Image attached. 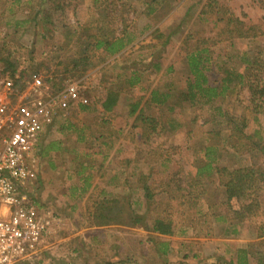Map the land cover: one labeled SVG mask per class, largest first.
Listing matches in <instances>:
<instances>
[{
  "label": "rangeland",
  "instance_id": "374dc122",
  "mask_svg": "<svg viewBox=\"0 0 264 264\" xmlns=\"http://www.w3.org/2000/svg\"><path fill=\"white\" fill-rule=\"evenodd\" d=\"M38 1L30 0L33 5L37 4ZM145 1H124V3L132 5L135 9L133 14L131 12L129 13V30L132 31L134 40L127 54L125 53L119 58H105L102 61L103 55L100 52H95L92 54V65L83 72L74 69L71 61L81 49V41H77V39L78 36L80 38L83 37L85 33L83 27L91 25L89 32H93L92 27L98 19L99 13H101L99 0L95 8L91 6L93 0H60L59 3L61 4L63 2L61 5H64V9L63 11L59 9L50 12L51 25L46 27L47 31H42L40 27H34L32 25L33 22L27 23L21 29H19L20 27L15 29L16 21L18 19H25L29 11L25 10L21 5H14L10 12L8 8L12 5V2L10 0H0V58H7L8 51L11 53V58L18 61L19 67L27 71L25 83H31L34 78L39 77L43 84L51 87L53 93L62 90L67 83L75 84L78 88L79 97L87 100L93 109H99L97 108L99 101L104 97L109 88L115 87V84H122L123 78L129 75L127 71L129 68H131V71H135L140 79L139 87L127 90L131 96H143L147 89L148 91L149 89L163 91L167 83L171 84L170 92L176 94L185 87L188 77L186 62L178 53L177 48L187 34H193L195 38H198L199 36L196 33L207 34L209 32V26L206 21L200 20L197 17V13L200 10V5L196 4L198 0H172L169 8L167 5L164 9L158 8L157 12L151 16H146L145 10H143ZM230 6L239 18L261 23L264 31V9L253 6L250 0H233L230 2ZM44 8L48 9L47 3H45ZM118 25L115 23V27L118 28ZM153 29L158 30L165 36L170 35V43L162 48L157 47L154 51L150 48L148 49V45L156 42L153 34H151L154 31ZM191 44H193V41H191ZM148 51L159 55L160 58L158 60H161L160 71L156 72L150 67L153 62L150 61L147 55ZM157 51H160V53ZM259 51H261V58L264 59V32L253 42L239 41L238 43H233L231 46L225 43L214 46L211 48L214 64L207 73L209 83L212 84L215 80L218 81L221 77H224V72L229 69L234 68L240 70V67L244 64L242 54H245L247 58H251L255 52ZM124 67L128 69L123 71L122 69ZM1 68L2 66H0ZM167 68H171V72H166ZM118 74H120V79ZM14 88L19 92L23 90ZM130 95L123 96L124 98L119 101L115 112L112 114L114 116V123L115 121L122 122L121 118L126 120V106L131 100ZM133 97L132 99H134ZM247 97V91L242 89L239 95H233L231 97V101L245 103ZM224 103L227 102L225 101ZM215 105L210 107L204 104L193 107L183 106L181 109L176 110L171 115V118L161 113L163 120L169 121L171 119L170 121H182L184 128L173 133L166 127V132L164 131L165 136L157 144L150 146L142 144V146L140 143L135 142L130 137V134L125 135L127 142L130 141L132 142L131 144H138L137 146L130 145V149L125 148L122 153L125 168L122 172L121 179L126 182H123L121 188L118 185L119 183L115 185L111 182L107 185L106 181L109 177L106 174V169H103L105 172L96 178L97 186L96 189L90 192L91 196L89 199L91 197H97L100 191L103 190L112 195L123 193L131 197L134 201L135 199L137 201L138 199L141 200V178L149 177L150 192L155 194L157 202L146 209V222L150 223L159 215H162L165 209V203L163 201H166L165 199L171 193H175L172 195H178L182 191H185V187L182 184L188 183V178L193 173L192 163L197 156L199 148L204 145L205 140L210 137L214 138L213 133L219 130H223L220 133L221 138L226 134V127L222 123V119H218L216 116L217 112L214 110ZM75 112V118L80 114L88 116L86 118L87 121L83 122L84 124L88 122L90 126L95 125L94 118L96 119V116H98L95 114V111L82 112L81 110H77ZM146 113L149 115L157 114L155 108H148ZM119 125L124 127V129L127 128L125 124L123 125V122ZM251 127L253 129L256 126L252 124ZM259 128L261 131H264L263 117L260 119ZM92 132H95V130H92ZM86 136L88 137L89 134L87 133ZM74 138V135H70L67 141L68 145L74 143V145L81 148L88 143L86 141L85 143L76 144ZM89 139L91 144L94 143L92 141L93 137H89ZM95 146H97V141L95 142ZM220 153V159H222L220 164L230 168L242 166L249 162L246 156L232 155L228 148L225 147L220 149ZM120 157V155H116V158H113L115 161L112 164L115 165L119 162ZM97 159L100 160V158H96V162ZM114 170L112 167L111 171L114 172ZM179 182H181V185L178 187L177 183ZM206 182L203 185L207 195L198 204L197 210L203 213L206 207L212 205L211 208L214 214L223 213L222 207L218 206L224 200L221 189H217L212 181ZM67 188L68 186L63 187V189ZM262 194L260 218L256 219L257 222L255 223L249 222L242 225L234 236L230 234L228 240L232 241H225L227 240L225 237L228 236L225 231L226 226L221 222H216L214 215H212L213 217H206V220L201 217H197L198 219L195 220L190 215H187L184 219L181 217H185L183 213H187L186 205L183 204L180 207H176L178 201L175 199L173 201L169 200L168 204L171 205L170 210L173 212L176 209V212L172 213L174 218H181L177 223V227L180 229L188 228L190 231L187 236L183 237L185 240L175 239L174 249L180 248L178 246L179 243L182 249L188 247V249L200 251V254L203 253L205 255H211L213 252H216L222 255L219 256L222 259L226 256L225 259L228 260L235 251L237 253L238 249L244 248L252 252L253 259L258 260L260 257H264V240H257L254 237L256 224L258 221L261 223L264 222V193ZM88 201L83 206L86 204L89 205ZM66 203L71 204L72 201ZM59 207H65V204H60ZM135 208L140 213H144L145 208L143 205H136ZM77 220L79 219L73 218L70 222L78 223ZM60 226L66 227L65 221ZM140 230L138 233H140L141 238L145 237L142 234L145 233L143 229L140 228ZM121 231L124 236L122 251L123 253L128 252L131 254L130 250L133 247L131 246L132 236L136 233L132 235L130 234L131 231ZM137 249H139V254L146 258L145 262H148L147 260L152 255L151 252L149 253L146 244L143 243L140 247L137 246ZM173 251L170 256L172 264H188L189 262L184 260L186 256V259L192 260L190 257L191 253L176 254ZM54 255L55 253H52L47 256L52 260ZM36 260L33 261L32 258L29 261H23L19 264H36ZM157 261L156 264H158ZM191 263H194V261H191Z\"/></svg>",
  "mask_w": 264,
  "mask_h": 264
},
{
  "label": "trees",
  "instance_id": "16d2710c",
  "mask_svg": "<svg viewBox=\"0 0 264 264\" xmlns=\"http://www.w3.org/2000/svg\"><path fill=\"white\" fill-rule=\"evenodd\" d=\"M10 1L12 2L8 8L10 12L14 5H21L29 11L25 16V21H16L15 29L19 28L23 22H33L35 23L34 27H40L42 31H47L46 27L51 25L50 12L59 9L63 11L64 9V5H61L63 2L59 3L60 0H39L35 5L30 0ZM97 1L93 0L92 8L97 6ZM99 1L101 13L92 27L93 32H89L91 25L83 27L85 33L82 38L78 36L77 39V41H81V49L71 61L74 69L83 72L92 65V54L95 52H100L103 55L102 61H104L105 58H110L123 51L133 41L132 32L129 30V13L133 14L135 10L133 6L124 3L125 0ZM171 1L146 0L143 10H145L146 16H151L157 12L158 8L164 9L166 5L169 8ZM231 1L233 0H198L196 3L200 5L197 17L207 22L209 32L207 34L196 33L198 38H195L193 34H187L177 48L187 65L188 77L185 89L174 96L158 92L155 89L149 91L147 89L143 96L133 97L134 99L128 105L126 116L129 119L132 118L131 128L138 129L141 141L150 146L163 139L166 127L171 132L184 128L182 121L163 120L161 113L171 118V115L183 106L193 107L204 104L210 107L216 104L214 110L217 112L218 119H222V123L226 127V131L224 130L226 134L221 138L220 133L223 130H219L215 133L212 132L217 139L210 137L205 140L192 163L193 173L188 178V183L182 184L185 191L178 195L171 193L169 200L178 201L176 207L185 204L186 214L196 220L198 218L194 215L198 204L207 195L203 184L207 180L212 181L224 195V200L218 205L222 207L223 213L213 214L212 205H209L208 212L201 218L206 220L211 212L216 222L225 224L226 235L234 236L242 225L249 222L255 223L256 219L260 218L262 193H264V131L260 130L259 122L261 117L264 118V59L260 56L261 51L255 52L251 58L242 54L244 64L240 70L229 69L224 72V77L218 81L215 80L212 84L209 83L207 73L214 64L211 48L220 43L231 46L239 41L253 42L264 31L261 23L246 21V19L236 16L230 6ZM250 1L253 6L264 9V0ZM45 3L48 4V9L44 8ZM123 11L125 12L123 13ZM115 23L119 24L118 28L115 27ZM151 34L156 42L148 45V49L154 51L155 48H162L170 43V35L165 36L156 29ZM157 52L160 53V51ZM149 58L154 63L155 70H159L161 62L160 59L158 60L159 55L152 58V53H150ZM0 66H2L0 74L7 75L13 81V87L23 89L27 71L19 67L18 61L11 58V53L7 51V58H0ZM170 70L168 69V71ZM118 76L120 79V74ZM139 81V77L135 73H131L123 78L122 86L109 88L100 104L103 113H107L115 104L116 93L125 90L122 87L134 88ZM242 89L247 91L246 102L231 101V97L239 95ZM147 91L149 93L146 95ZM225 101L227 103H224ZM148 108H155L157 114H147ZM252 124L256 126L253 129ZM223 147L228 148L232 155L246 156L249 159L248 164L231 168L220 164L222 162L220 149ZM177 184L179 187L181 182ZM141 188L145 199L143 214L134 212L131 203H128L126 198L101 199L93 202L92 212L89 213V220L93 226H147L146 209L157 201L152 199L147 183H143ZM169 200L163 201L165 209L162 215L154 219L148 227L153 233L160 236H173L175 230L178 229L179 220L187 217L186 215L174 218L172 213L176 212V209L169 213L171 208V205L168 204ZM254 232L255 239L264 240V222L258 221ZM242 253L248 255L247 251H237V255ZM245 258L237 257L236 264H248L249 260ZM251 261L252 264H264V257ZM228 264L233 263L230 261Z\"/></svg>",
  "mask_w": 264,
  "mask_h": 264
},
{
  "label": "crops",
  "instance_id": "0c3cea01",
  "mask_svg": "<svg viewBox=\"0 0 264 264\" xmlns=\"http://www.w3.org/2000/svg\"><path fill=\"white\" fill-rule=\"evenodd\" d=\"M18 20L25 21L24 19ZM26 24V22L21 23L19 29ZM32 25L34 26L35 23H32ZM132 37L134 40L133 33ZM131 45H133V41L123 51L112 57L119 58L125 53L127 54L131 49ZM154 54L155 53L152 52V58H155ZM147 55L148 57L150 56V51L147 52ZM150 67L156 71L154 63H152ZM160 69L159 63V70L156 72L160 71ZM168 69L171 68H167L166 72H171L172 69L170 71H168ZM127 71L129 74L135 73V71H131V68ZM139 84L140 81L134 88L139 87ZM122 85L123 84H115V87ZM170 87L171 84L167 83L165 89L158 92H165L174 96L185 89L184 87L178 93L172 94L170 92ZM122 88L125 90L116 93V102L107 113H103L100 105L105 96L99 101V105L97 106L99 109H93L91 105L88 104L87 100L79 98V100L72 103L67 110H55L50 123L41 134L36 147V160L32 168V173L23 190L31 198L35 215L42 220H48L50 226L33 261L37 259L35 261L36 264H156L158 260V264H172L170 256L174 250L173 252L176 254L191 253L190 257L192 260L186 259L187 256L184 255L186 256L184 260L189 262L188 264H228L230 261L236 264L235 261L237 257H246L249 260L248 264H252V252L244 248H240L237 251H247L248 255L243 253L237 255L235 251L228 260L225 259L226 256L222 259L219 257L222 255L216 252H213L211 255H205L203 253L200 254V251L188 249V247L182 249L179 243L178 246L180 248L174 249L175 239L185 240L183 237L187 236L190 232L188 228L180 229L178 227L173 236H160L153 233L151 228H148L151 222H146L147 226L145 227H127L121 225L93 226L89 220V213L92 212L93 202L116 197L126 198L128 203H131L132 210L136 213H140V211H138L135 206H144L145 203L142 188V201L140 199H138V201L135 199L134 201L131 197L123 193L112 195L103 190L100 191L97 197H91L89 199L91 196L90 192L96 189V178L100 176L101 173L105 172L103 169H106V174L109 177L106 181L107 185L111 182L115 185L119 183L118 185L121 188L124 182L121 179V175L125 168L123 162L124 156H122L123 150L125 148L130 149V145L137 146L139 143L140 145L144 144L140 139L138 129L131 128L132 118L129 119L127 116L126 120L121 118L123 125L125 124L127 126L125 129L119 125L122 124V122H113L114 116L112 114L115 112L119 101L124 98L123 96L130 95L127 90L134 89L131 87ZM132 97L133 96H131L129 103L132 101ZM129 103L126 106L127 111ZM77 110H81L82 112L95 111V114L98 115H94L96 119L93 117L95 125L90 126L88 122L85 124L83 123L87 121L86 118L88 117L85 114H80L75 118V111ZM92 130H95V132H92ZM180 130L181 129L177 131ZM87 133L89 134L88 137L86 136ZM128 134H130V137L134 139L135 142H138V144H131L132 142L130 141L127 142L125 135ZM70 135H74L76 144L85 143L87 141V145L81 148L74 145V143L68 145L67 141ZM164 136L165 135H163V137ZM89 137H93L92 141L94 143L91 144ZM96 141L97 146H95ZM116 155H120L121 157L119 162L113 165L112 162L115 161L113 158H116ZM96 158H100V160L97 159L96 162ZM112 167L115 169L114 172L111 171ZM61 177L63 178L62 180ZM148 181L149 177L142 178L140 186L142 187L143 183H147L149 187ZM63 185L68 186V188L63 189ZM149 189L151 191L150 187ZM151 194L152 199L156 200L155 194ZM165 200H169V197ZM68 201H72V203L67 204L66 202ZM86 201L89 202V205L86 204L83 206ZM60 204H65V207H59ZM207 210L208 207L205 208L203 213H199V211L196 210L194 217L200 218L208 212ZM169 213H172L170 209ZM3 214V208L0 207V216ZM183 215L186 216L187 214L183 213ZM209 216L213 217L211 212H209L207 217ZM73 218H78V223L70 222ZM63 221H65L66 227L60 226ZM140 228L145 232L142 233L145 235L143 238H141L140 233H138L141 231ZM121 230L131 231L130 234L132 235L136 233L134 236L131 235L133 238L131 243L133 247H131L130 250L131 254L128 252L123 253L122 251L124 236ZM227 235L228 236L225 237L227 240L225 241H232L228 240L230 236L229 234ZM143 243L146 244L149 253L151 252L152 255V257L150 256L147 260L148 262H145L146 258L141 256L139 254V249H137V246L140 247ZM52 253H55V255L53 259L50 260L47 255ZM249 253L251 254L250 256ZM191 261H194V263H191Z\"/></svg>",
  "mask_w": 264,
  "mask_h": 264
},
{
  "label": "built area",
  "instance_id": "2783aa9c",
  "mask_svg": "<svg viewBox=\"0 0 264 264\" xmlns=\"http://www.w3.org/2000/svg\"><path fill=\"white\" fill-rule=\"evenodd\" d=\"M78 88L67 83L53 93L39 77L21 92L0 74V264L34 258L50 226L35 215L23 190L36 160V147L55 110L65 111L79 100Z\"/></svg>",
  "mask_w": 264,
  "mask_h": 264
}]
</instances>
